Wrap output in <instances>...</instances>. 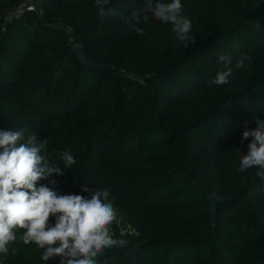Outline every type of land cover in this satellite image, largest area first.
<instances>
[{"label":"trees","instance_id":"16d2710c","mask_svg":"<svg viewBox=\"0 0 264 264\" xmlns=\"http://www.w3.org/2000/svg\"><path fill=\"white\" fill-rule=\"evenodd\" d=\"M23 1L0 0V130L48 138V159L63 175L37 187L109 189L130 231L113 223L128 243L98 264H264V182L256 168L238 171L236 157L252 139L243 131L264 120V0H181L196 39L186 49L150 14L146 24L128 22L146 0H110L103 16L95 0H43L41 13L6 23ZM75 48L113 70L87 69ZM221 54L233 74L209 87ZM242 54L251 61L236 69ZM64 150L76 160L70 169ZM214 194L229 199L215 229ZM42 251L18 239L0 264H60L42 261Z\"/></svg>","mask_w":264,"mask_h":264},{"label":"clouds","instance_id":"9594fccd","mask_svg":"<svg viewBox=\"0 0 264 264\" xmlns=\"http://www.w3.org/2000/svg\"><path fill=\"white\" fill-rule=\"evenodd\" d=\"M109 4L110 0H95L101 16ZM112 14L115 15V10ZM149 14L157 21L171 24L172 32L185 49L196 43L195 36L190 35L192 22L182 15L181 0H146L144 8L134 10L127 19L129 23L146 24ZM254 27L259 30L261 25L257 21ZM134 31L143 34L144 29L135 27ZM218 59L223 67L208 81L209 87L229 83L233 74L232 58L221 54ZM250 61L249 55L242 54L235 68H244ZM256 124V128L242 133V140L252 138L247 154L237 149L236 157L238 171L256 168V177L264 182V120H257ZM48 142L47 137L37 140L35 134L25 138V128L0 130V255L6 257L10 245L19 239L43 250L41 260L45 262L60 257V264H98L97 258L106 249L128 243L115 238L112 225L118 213L109 199L110 191L84 186L83 191L90 195H58L48 186L37 187L41 180L54 174L63 175L58 164L48 159ZM60 161L69 169L76 164L71 150H64ZM51 183L55 184V180ZM51 218H55L54 224ZM12 251L15 253L16 249Z\"/></svg>","mask_w":264,"mask_h":264},{"label":"water","instance_id":"95a60500","mask_svg":"<svg viewBox=\"0 0 264 264\" xmlns=\"http://www.w3.org/2000/svg\"><path fill=\"white\" fill-rule=\"evenodd\" d=\"M72 55L76 57V59L80 62L81 65L86 67L87 69L96 70V71H111L113 68L105 63L97 62L91 59L85 52L83 48H75L72 51ZM229 201L228 198L214 194L210 199V217L213 224L214 229L216 228V217H217V207L220 203Z\"/></svg>","mask_w":264,"mask_h":264},{"label":"built area","instance_id":"2783aa9c","mask_svg":"<svg viewBox=\"0 0 264 264\" xmlns=\"http://www.w3.org/2000/svg\"><path fill=\"white\" fill-rule=\"evenodd\" d=\"M40 0H24L22 3L11 9L5 15V22H10L19 16H21L25 11H34L41 13V2Z\"/></svg>","mask_w":264,"mask_h":264},{"label":"rangeland","instance_id":"374dc122","mask_svg":"<svg viewBox=\"0 0 264 264\" xmlns=\"http://www.w3.org/2000/svg\"><path fill=\"white\" fill-rule=\"evenodd\" d=\"M40 4V2H39ZM116 222L120 225L121 229L124 231H130V227H128L121 219H116Z\"/></svg>","mask_w":264,"mask_h":264},{"label":"crops","instance_id":"0c3cea01","mask_svg":"<svg viewBox=\"0 0 264 264\" xmlns=\"http://www.w3.org/2000/svg\"><path fill=\"white\" fill-rule=\"evenodd\" d=\"M40 2H41V4H42L43 0H40Z\"/></svg>","mask_w":264,"mask_h":264}]
</instances>
